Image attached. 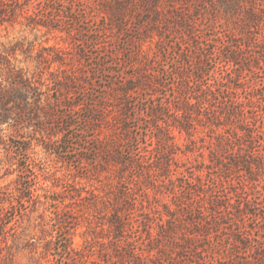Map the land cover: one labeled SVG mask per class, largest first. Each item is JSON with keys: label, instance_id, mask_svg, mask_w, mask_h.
Masks as SVG:
<instances>
[{"label": "rangeland", "instance_id": "374dc122", "mask_svg": "<svg viewBox=\"0 0 264 264\" xmlns=\"http://www.w3.org/2000/svg\"><path fill=\"white\" fill-rule=\"evenodd\" d=\"M229 1L0 0V52L35 85L27 103L12 104L17 121L4 126L7 138L0 142V228L6 233L0 264H110V219L120 191L136 188V214L150 213L156 223L164 203L174 206L170 177L224 174L210 159L213 133L199 125L191 137L175 119L176 73L191 71L185 58L195 42L174 22L177 11L191 18L199 40L212 49L210 39L227 40L224 30L230 36L251 5L239 0L235 11ZM232 36L241 45L239 29ZM242 46L239 66L215 53L207 68L231 73L232 84L240 73L246 80L238 92L245 96L264 81V63ZM149 72L162 85L133 89ZM154 104L161 112L152 120ZM160 128H169L176 145L172 173L156 170L155 184L146 185L124 158L154 161L168 152L160 146ZM245 175L230 176L239 182ZM255 206L257 215L246 220L264 246V207Z\"/></svg>", "mask_w": 264, "mask_h": 264}, {"label": "trees", "instance_id": "16d2710c", "mask_svg": "<svg viewBox=\"0 0 264 264\" xmlns=\"http://www.w3.org/2000/svg\"><path fill=\"white\" fill-rule=\"evenodd\" d=\"M229 2L235 11L241 7L239 0ZM250 2L245 14L236 19L241 24L228 30L230 36L224 30L227 40L221 36L210 39L216 42L212 49H207L205 42L199 40L191 18L179 11L175 13L174 23L184 26L195 42V50L186 53L185 58L191 71L182 69L176 73L175 119L191 137L199 125L213 133L210 159L222 166L224 174L212 170L205 177L198 174L196 178L172 179L170 163L176 145L170 141L169 128H160L159 143L168 152L161 153L154 161L145 156L139 160L125 157L124 163L134 167L137 180L145 177L146 185L155 184L156 170L170 177L167 191L172 193L174 206L164 203V210L158 212L159 220L155 223V217L148 216L150 213L136 214V188L120 191L110 219L113 231L110 264H264V246L259 244L262 236L251 233L253 228L248 227L246 220L257 215L251 210L252 205L264 207V81L255 91H247L243 96L238 88L244 89L239 84L246 79L240 78V73H237L239 82L232 84L231 73H211L207 68L215 53L224 55L222 61L239 66L244 59L242 42L244 47L258 53L259 64L264 63V0ZM236 29H239L241 45L232 36ZM166 47H163L165 51ZM246 67L251 69L247 64ZM23 69L7 53L0 52V142L7 138L4 126L17 121L12 104L27 103L35 86ZM157 74L161 76L163 72ZM150 75L151 72L144 79L136 78L140 84L136 83L133 89L139 85L159 88L162 82L155 85ZM160 112L154 104L149 110L151 119L159 117ZM152 123L157 127L155 121ZM239 170H244L246 177L235 182L230 175ZM223 233L226 236L221 238ZM1 235H6L3 228H0ZM228 239L231 242L223 246Z\"/></svg>", "mask_w": 264, "mask_h": 264}]
</instances>
